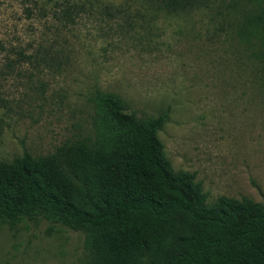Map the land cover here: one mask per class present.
Returning a JSON list of instances; mask_svg holds the SVG:
<instances>
[{
	"label": "rangeland",
	"instance_id": "374dc122",
	"mask_svg": "<svg viewBox=\"0 0 264 264\" xmlns=\"http://www.w3.org/2000/svg\"><path fill=\"white\" fill-rule=\"evenodd\" d=\"M264 0L167 12L158 0H0V161L97 139L102 95L158 131L174 171L217 197L264 203ZM72 8L69 17L64 15ZM84 232L0 219V264H83Z\"/></svg>",
	"mask_w": 264,
	"mask_h": 264
},
{
	"label": "trees",
	"instance_id": "16d2710c",
	"mask_svg": "<svg viewBox=\"0 0 264 264\" xmlns=\"http://www.w3.org/2000/svg\"><path fill=\"white\" fill-rule=\"evenodd\" d=\"M211 1L158 0V8ZM253 32H264V7L237 30ZM99 99L95 141L0 161V219L42 216L84 232L83 264H264V203L220 196L208 204L194 173L174 171L164 155L166 114L144 122L117 98Z\"/></svg>",
	"mask_w": 264,
	"mask_h": 264
}]
</instances>
